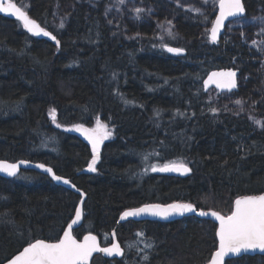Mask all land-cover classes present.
<instances>
[{
	"label": "trees",
	"instance_id": "16d2710c",
	"mask_svg": "<svg viewBox=\"0 0 264 264\" xmlns=\"http://www.w3.org/2000/svg\"><path fill=\"white\" fill-rule=\"evenodd\" d=\"M13 1L60 43L0 14V159L45 163L84 190L78 237L94 233L107 245L118 226L124 255L98 254L92 264H206L218 244L214 221L194 215L118 219L130 207L173 201L225 214L236 197L264 192V127L251 117L264 122V43L254 40L256 23H264V0H244L240 20L250 24L228 26L215 42L210 28L218 1L197 14L174 0H139L159 20L174 19L164 42L156 39V20L144 12L114 15L111 6L123 10L131 0ZM64 7L61 28L56 10ZM163 45L187 53L171 55ZM229 67L240 70L239 89L206 92V75ZM97 118L112 135L91 172L92 146L74 127L90 128ZM172 161H183L191 173L145 170ZM80 199L36 170L0 175V263L28 242L61 236ZM226 264H264V255Z\"/></svg>",
	"mask_w": 264,
	"mask_h": 264
},
{
	"label": "snow or ice",
	"instance_id": "6c2138e0",
	"mask_svg": "<svg viewBox=\"0 0 264 264\" xmlns=\"http://www.w3.org/2000/svg\"><path fill=\"white\" fill-rule=\"evenodd\" d=\"M121 3L124 0H120ZM207 2V0H205ZM219 15L211 28L210 39L215 42L220 29L224 25V21L228 17L238 16L244 13V5L242 0H218ZM136 9V12H141ZM0 12L10 13L17 20L23 22V26L29 33L33 35L49 37L56 41L59 46V40L51 32L46 31L34 19H30L25 11L18 7L12 0L4 3L0 0ZM169 25L171 21L167 22ZM63 28V23L60 24ZM168 34L172 35L171 28L167 29ZM169 53L181 54L183 48H174L163 45ZM209 84H215L217 88L232 90L236 88V73L234 71L212 72L208 79L204 81L205 89ZM240 100L236 104H241ZM216 112L215 108L211 109ZM49 115L53 123H56V110H50ZM251 118V117H250ZM254 123L264 127V122L254 120ZM57 127H60L57 124ZM75 130L82 132L92 145V160L88 164V171L95 172L96 163L99 160V147L104 139L108 138L112 133L108 130L106 124L102 123L99 118L96 120L95 128H85L83 125H76ZM144 160H148L145 155ZM27 161H19V163H7L0 161V172H5L9 176L17 175L21 164H27ZM37 168L43 169L46 173L51 174L53 180L71 184V181L62 176L56 175L52 168L46 167L44 164H37ZM152 172H178L186 174L191 171L183 161H172L165 163L163 166L151 165ZM147 171V169H145ZM75 187L74 184L71 185ZM79 192L80 190L77 189ZM84 194L81 193V196ZM83 203V201H81ZM199 216H211L219 221V227L216 229V237L218 238V246L212 253L209 264H225V258L229 254H239L241 252L259 250L264 253V194L260 195H244L236 198L229 215H222L218 211L197 210L192 203H172L168 205L145 204L139 208H132L122 213L120 219L124 220L128 217H138L142 214L159 216L167 218L171 215H184L185 213H197ZM82 218V209H75V217L67 224L63 230V235L48 241L46 239H35L34 242H28L26 247L19 254L14 255L8 260V264H89L93 253L103 252L108 256L123 255V250L118 243H113L111 247H100L97 236L91 233L84 235L83 239H77L73 235L74 226L79 225ZM115 233H113L114 235ZM138 235H143L139 233ZM145 247H151L146 245ZM145 259L147 257L145 256Z\"/></svg>",
	"mask_w": 264,
	"mask_h": 264
},
{
	"label": "water",
	"instance_id": "95a60500",
	"mask_svg": "<svg viewBox=\"0 0 264 264\" xmlns=\"http://www.w3.org/2000/svg\"><path fill=\"white\" fill-rule=\"evenodd\" d=\"M3 2H4V3H7L8 0H3ZM12 2L16 3V2L13 1V0H12ZM242 3H243V5H244V9H245V11H246L244 0H242ZM16 5H17L18 7H21V6L18 5L17 3H16ZM21 9H22L23 11H25L22 7H21ZM245 11H244V13L241 14V15L234 16V17H228V18L224 21V25H223V27L220 29L219 33H218L217 40H219V39L224 35V33L226 32L227 27L229 26L230 22H231V21H234V20H236V19H238V18H240V17H242V16L245 14ZM25 12H26V11H25ZM26 13H27V12H26ZM0 14H1V15H4V16L11 17V18H16L14 15H12V14H10V13H2V12H0ZM27 15L29 16L28 13H27ZM218 15H219V6L217 5V13H216V16H215V18H214L213 24H214V22H215V20H216V17H217ZM29 18H30V19H34V18L30 17V16H29ZM34 20H35V19H34ZM35 21L38 23L37 20H35ZM38 24H39V23H38ZM213 24H212V26H213ZM39 25H40V24H39ZM40 26H41V25H40ZM212 26H211V28H212ZM41 27H42V26H41ZM211 28H210V33H211ZM45 30H46V29H45ZM46 31H49V30H46ZM49 32H50V31H49ZM51 33H52V32H51ZM35 36H36V35H35ZM37 37L42 38V37H45V36L40 35V36H37ZM48 38H49V37H48ZM49 39H50V38H49ZM50 40H51V39H50ZM167 46H168V47H174V48H177V47H178V48H183V47H179V46H176V45H167ZM183 49H184V51H183L181 54H175V53H170V54H171V55H175V56H183V55H186L187 50H186L185 48H183ZM222 71H224V72H226V71H234V72L236 73V84H237L236 88H234V89H232V90H228V89H220V88H217L215 84H209L208 87H207V89H205V86H204V90H205V91H208L211 87H214V88H215L216 90H218L220 93H224V92H233V91H236V90L239 89L240 70L237 69V68H234V67H229V68H218V69H214V70L210 71V72L206 75V77L204 78V80H203V85H204V81L208 79L209 75H210L212 72H222ZM101 148H102V144H100L99 151L101 150ZM22 160H23V161H27L28 163H27V164H21V165H20L19 170H18V172H17V175L20 173V171H21L22 169H32V170L39 171V172H41V173H43V174H46V175H48V176L52 179L51 174L46 173L43 169L37 168V167H36L37 164H44L46 167H50V168H52L53 172H54L56 175H59V174H57V173L55 172V170H54L53 167H51V166H49V165H47V164H45V163H42V162H34V161H31V160H26V159H20V160H18V161H10V160H5V159H0V161H4V162H7V163H19V161H22ZM188 167L190 168L189 165H188ZM190 169H191V168H190ZM160 173L169 174V175H173V176H186V175L190 174L191 171L188 172V173H186V174H181V173H178V172H160ZM0 175L3 176V177H7V178H13V177L17 176V175H15V176H9V175H8L7 173H5V172H0ZM59 176H61V175H59ZM62 177H64V176H62ZM64 178H65V179H68L67 177H64ZM52 180H53V179H52ZM68 180H69V179H68ZM53 181L56 182V183L59 184V185H63V186H65V187H67L68 189H70V190H72V191H74V192H76V193H78V194H80V195H81V193L84 194L83 196H81V199H80V201H79V203H78V206H77V207H80V208L82 209V218H81V221L79 222V225L74 226V231H73V235L76 236L77 239H83V236H84V235H87V234H89V233L84 234L82 237H78L77 235H75V230L78 229V228L82 225L83 218H84V201H85V199H86V197H87V194L85 193L84 190L78 188V187H77V186H76L71 180H70V181H71V184H64L63 182H58V181H55V180H53ZM72 184H74L75 187H72V186H71ZM77 189H79L80 191L78 192ZM260 194H264V192H263V193H260ZM260 194H248V195H260ZM241 196H244V195H241ZM238 197H240V196H238ZM238 197H236V198H238ZM236 198H235V199H236ZM81 201H83V203H81ZM172 203H191V202H187V201H173V202H170V203H154V202H153V203H144V204H141V205H138V206H134V207L127 208V209H125L124 211L129 210V209H132V208H139V207H142V206L145 205V204L168 205V204H172ZM192 204H193V203H192ZM194 205H195V204H194ZM195 206H196V205H195ZM196 208H197L198 211L201 210V209L198 208L197 206H196ZM202 210H204V211H216V210H211V209H202ZM124 211H122L121 214H120V216H119L118 224H120V223H124V222L129 221V220H135V221H138V220H147V219L176 220V219L183 218L184 216H191V215H194V216H197V217H200V218H207V219H210V220L214 221V222L218 225V227H219V221L215 220L214 217H211V216H206V217H205V216H199V215H198V212H197V213H185V214L182 215V216H181V215H171V216H168L167 218H163V217H159V216H152V215H148V214H142L141 216H138V217H128V218H126V219H124V220H121L120 217H121V215H122V213H123ZM218 212H219V211H218ZM220 213H221V212H220ZM230 213H231V212H230ZM230 213H228V214H223V213H221V214H222V215H229ZM74 217H75V215H74ZM74 217H73V218H74ZM70 222H71V221H70ZM66 227H67V226H66ZM66 227H65V229H66ZM117 230H118V226L115 227V228L113 229V231L111 232V238H112V241H111V243H109V244H107V245H102V243H101L99 237H98L96 234H94V233H91V234L97 236V241H98L100 247H102V248H104V247H111L113 243H118V244L120 245V247L122 248V250H123V255H124V248H123L121 242L119 241V238H118V235H117ZM113 233H115V234L113 235ZM62 235H63V233H62ZM62 235H61V236H62ZM217 240H218V238H217ZM48 241L52 242L51 240H48ZM54 241H55V240H54ZM33 242H34V241H33ZM26 246H27V245H25L24 247H26ZM217 246H218V244H217ZM22 250H23V248H22L20 251H22ZM20 251H19V252H20ZM19 252H17L15 255L19 254ZM98 254L103 255V256L106 257V258H121V257L123 256V255H119V256H117V255L108 256L107 254H105V253H103V252H96V253H93L92 258H91L90 261H89V264H92L93 258H94L96 255H98ZM256 254L264 255V253L260 252L258 249L255 250V251H251V250H250V251H248V252H241V253H239V254H235V255H233V254H229V256L225 258V264H226L227 260H229V259H233V258L241 257V256H243V255H256ZM11 258H12V257H11ZM11 258H10V259H11ZM210 259H211V258H210ZM8 260H9V259H8ZM8 260H6V261H4V262H2V263H0V264H8ZM209 261H210V260H209ZM209 261H208L206 264H209Z\"/></svg>",
	"mask_w": 264,
	"mask_h": 264
},
{
	"label": "rangeland",
	"instance_id": "374dc122",
	"mask_svg": "<svg viewBox=\"0 0 264 264\" xmlns=\"http://www.w3.org/2000/svg\"><path fill=\"white\" fill-rule=\"evenodd\" d=\"M193 1V2H192ZM218 0H207V2H205V0H174V2L178 5V4H181L180 7L184 10H191L190 12L194 13V12H197V14H201L204 10V6L205 5H211L212 2H217ZM120 2V0H119ZM121 3V2H120ZM125 3V0L122 4ZM121 5V4H120ZM120 5H113L111 6L113 8V12L115 13L114 15H117L119 13H123L125 14L128 18H133V15L137 16V12H136V9H141L142 11L141 12H144L143 14L146 16V18H154L156 20V26L157 28L159 29V33L157 34V37L156 39L161 41V42H164L166 38H168L170 35L168 34V31L167 29L171 28V32L173 31V18L170 17L169 19H161L159 20L158 18H156V16L154 15L155 12H154V8L148 4H145L139 0H131V2L128 4L127 8L123 9L122 10V7ZM179 6V5H178ZM56 12H58V22L59 23H62L63 22V19L64 17H67L68 15L66 14L67 12V8H57ZM200 12V13H198ZM140 13V12H139ZM138 13V14H139ZM154 15V16H153ZM243 17V16H242ZM241 18V17H240ZM240 18L234 20V21H231L229 26L230 27H242V28H245L247 25L250 24V22L248 23H244V22H241ZM168 21H171V24L169 25L167 22ZM264 22V21H263ZM58 23V24H59ZM256 29V30H255ZM255 30L256 31V35L257 37L254 38V40H257V43H264V23H261L260 21H258L256 23V27H255ZM126 36L125 37H128L127 35V32L125 33ZM240 84V82H239ZM211 89H215L214 87H211L209 90ZM216 90V89H215ZM230 93V92H228ZM252 119L253 120H260V119H257L256 117H253V115H251ZM261 121V120H260ZM96 127V123L90 127L89 129L91 128H95ZM108 127V130H111V128L107 125ZM75 128V127H74ZM87 128V127H85ZM112 135V134H111ZM111 135L108 137L110 138ZM86 137V136H85ZM106 138V139H108ZM87 139V138H86ZM104 139L103 142L101 144L104 143V141L106 140ZM88 140V139H87ZM89 141V140H88ZM91 144V143H90ZM92 146V145H91ZM100 152V151H99ZM155 165H158L156 163H154ZM153 165V164H152ZM151 166V165H150ZM159 166V165H158ZM147 172L148 173H154L151 171V167H149L147 169ZM220 212V211H219ZM231 212V211H230ZM228 212V213H230ZM228 213H225V214H228ZM224 214V213H223Z\"/></svg>",
	"mask_w": 264,
	"mask_h": 264
},
{
	"label": "bare ground",
	"instance_id": "6f19581e",
	"mask_svg": "<svg viewBox=\"0 0 264 264\" xmlns=\"http://www.w3.org/2000/svg\"><path fill=\"white\" fill-rule=\"evenodd\" d=\"M217 69V68H216ZM207 92V91H206Z\"/></svg>",
	"mask_w": 264,
	"mask_h": 264
}]
</instances>
